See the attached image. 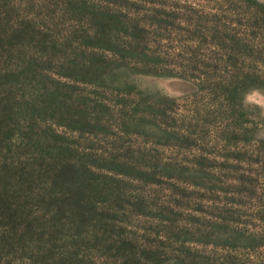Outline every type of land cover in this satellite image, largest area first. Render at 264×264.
<instances>
[{"label": "rangeland", "instance_id": "1", "mask_svg": "<svg viewBox=\"0 0 264 264\" xmlns=\"http://www.w3.org/2000/svg\"><path fill=\"white\" fill-rule=\"evenodd\" d=\"M0 264H264V0H0Z\"/></svg>", "mask_w": 264, "mask_h": 264}, {"label": "trees", "instance_id": "2", "mask_svg": "<svg viewBox=\"0 0 264 264\" xmlns=\"http://www.w3.org/2000/svg\"><path fill=\"white\" fill-rule=\"evenodd\" d=\"M228 85H229V83H228Z\"/></svg>", "mask_w": 264, "mask_h": 264}]
</instances>
